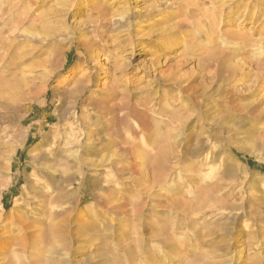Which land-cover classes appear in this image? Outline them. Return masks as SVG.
<instances>
[{"label": "rangeland", "instance_id": "rangeland-1", "mask_svg": "<svg viewBox=\"0 0 264 264\" xmlns=\"http://www.w3.org/2000/svg\"><path fill=\"white\" fill-rule=\"evenodd\" d=\"M0 264H264V0H0Z\"/></svg>", "mask_w": 264, "mask_h": 264}, {"label": "bare ground", "instance_id": "bare-ground-1", "mask_svg": "<svg viewBox=\"0 0 264 264\" xmlns=\"http://www.w3.org/2000/svg\"><path fill=\"white\" fill-rule=\"evenodd\" d=\"M118 43H119V42H118ZM171 121H172V120H171ZM168 141H170V140H167V142H168ZM184 141H185V139H184ZM184 141H183V142H184ZM187 142H188V141H187ZM66 147H67V146H66ZM121 153H122V156H124V155H125V156H129V154H130V153H129L128 151H126V150H123ZM64 256H65V255H64Z\"/></svg>", "mask_w": 264, "mask_h": 264}]
</instances>
